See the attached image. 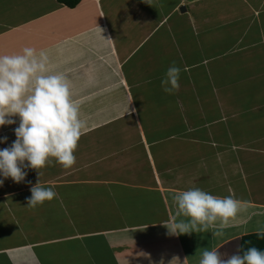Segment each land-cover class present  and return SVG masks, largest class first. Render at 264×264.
I'll return each mask as SVG.
<instances>
[{
  "label": "crops",
  "instance_id": "crops-1",
  "mask_svg": "<svg viewBox=\"0 0 264 264\" xmlns=\"http://www.w3.org/2000/svg\"><path fill=\"white\" fill-rule=\"evenodd\" d=\"M168 1L0 0V55L48 51L88 124L71 168L0 186V264H199L264 227V0ZM39 180L58 199L33 208ZM192 187L242 202L223 238L168 234L174 194Z\"/></svg>",
  "mask_w": 264,
  "mask_h": 264
},
{
  "label": "clouds",
  "instance_id": "clouds-1",
  "mask_svg": "<svg viewBox=\"0 0 264 264\" xmlns=\"http://www.w3.org/2000/svg\"><path fill=\"white\" fill-rule=\"evenodd\" d=\"M49 63L48 51L31 47L21 54L0 55V129L17 124L15 117L19 118L16 140L0 148V186L9 178L24 182L27 169L38 170L40 177L39 170L53 163L64 168L76 163L74 153L88 124L71 81L64 73L50 72ZM181 71L175 64L168 67L161 81L165 92L179 88ZM7 143V137H0V144ZM31 193L28 206L33 208L58 199L54 188L43 186L40 180ZM173 199L177 210L162 224L170 236L177 237L211 232L213 239L223 238L228 228L236 226L243 207L232 195L215 196L199 187L179 191ZM256 234L264 239V227H258ZM220 248H204L199 264H264V250L257 247L241 249L242 254L227 259Z\"/></svg>",
  "mask_w": 264,
  "mask_h": 264
},
{
  "label": "trees",
  "instance_id": "trees-1",
  "mask_svg": "<svg viewBox=\"0 0 264 264\" xmlns=\"http://www.w3.org/2000/svg\"><path fill=\"white\" fill-rule=\"evenodd\" d=\"M61 5H65L68 8L74 9L76 8L82 0H57ZM239 79L236 78L235 80ZM257 247L261 250H264V239L258 238L257 234H250L241 239L240 242V254H242L241 249L247 250L250 247Z\"/></svg>",
  "mask_w": 264,
  "mask_h": 264
},
{
  "label": "rangeland",
  "instance_id": "rangeland-1",
  "mask_svg": "<svg viewBox=\"0 0 264 264\" xmlns=\"http://www.w3.org/2000/svg\"><path fill=\"white\" fill-rule=\"evenodd\" d=\"M168 1V0H167ZM169 2V1H168ZM63 6H65V5H63ZM65 7H67V6H65ZM206 45H208V43L206 42ZM174 49V51L176 52V50H180L179 48H177V47H174L173 48ZM177 53V52H176ZM184 54L186 55V53L184 52ZM240 62H236V63H233V65L231 66V71H233V72H235V68H236V65H238ZM221 92V90H219V92H217V94H219ZM228 92V91H227ZM217 96V95H216Z\"/></svg>",
  "mask_w": 264,
  "mask_h": 264
},
{
  "label": "water",
  "instance_id": "water-1",
  "mask_svg": "<svg viewBox=\"0 0 264 264\" xmlns=\"http://www.w3.org/2000/svg\"><path fill=\"white\" fill-rule=\"evenodd\" d=\"M182 11H185V8H183Z\"/></svg>",
  "mask_w": 264,
  "mask_h": 264
}]
</instances>
